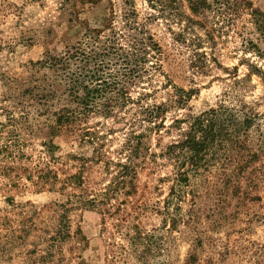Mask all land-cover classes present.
<instances>
[{
    "label": "trees",
    "instance_id": "obj_1",
    "mask_svg": "<svg viewBox=\"0 0 264 264\" xmlns=\"http://www.w3.org/2000/svg\"><path fill=\"white\" fill-rule=\"evenodd\" d=\"M100 1L63 0L68 5ZM106 1L110 14L102 27L87 30L75 44L31 63L32 73L17 84L23 88L21 94L8 98L15 105L0 108L5 118L0 122V177L8 180L6 187L20 190L27 182L37 192L60 193L66 198L43 210H23L19 229H11L19 234L14 238L24 248L31 233L36 232L28 244L31 249L25 252V264H70L74 260L83 264L77 251L87 246V239L79 226L73 228L70 215L76 210L97 211L105 227L108 221H115L112 236L119 240L110 244L108 264H132L133 260L134 264H151L150 257L161 254V245L125 211L127 199L138 193L140 170L148 162L158 164L159 159L173 163L175 173L162 214L164 223L170 222L174 228L186 222L177 214L185 196L194 202L191 178L218 164L222 156L233 164L237 160L233 154L246 150L243 137L254 116L237 113L221 103L199 115L174 117L167 122L172 106L147 102L156 89L145 86L152 84L153 73L162 71V49L149 33L155 16L141 17L135 0H120L119 4ZM144 1L158 12L173 11L189 24L195 21L180 11L182 1L187 2L192 15L203 17L206 11H214V4H220L210 0ZM245 4L249 6V2ZM251 15L258 30L264 32V13L253 8ZM9 82L16 85L15 80ZM174 92V107L184 108L192 91L174 87ZM173 132L177 133L175 139L161 147L165 135ZM118 134L122 137L120 149L106 150ZM57 138L89 144L92 155L63 160L58 155ZM71 160L76 162L74 173L70 172ZM93 167H99L106 178L101 185L92 176ZM224 182L233 183L236 192L241 190L229 177ZM10 206L19 207L15 203ZM45 212L50 217L45 218ZM36 220L41 227L35 226ZM73 252L76 255L67 262L66 254Z\"/></svg>",
    "mask_w": 264,
    "mask_h": 264
},
{
    "label": "rangeland",
    "instance_id": "obj_2",
    "mask_svg": "<svg viewBox=\"0 0 264 264\" xmlns=\"http://www.w3.org/2000/svg\"><path fill=\"white\" fill-rule=\"evenodd\" d=\"M215 1L220 4H214V11H206L204 17L192 15L187 2L182 1L180 11L195 21L189 24L171 10L161 13L144 0H135L141 17L155 16L149 33L162 49V71L153 73L152 86L145 87L156 89L147 102L172 106L167 122L174 117L199 115L221 103L237 113L254 116L243 137L246 150L233 154V159L237 158L233 164L222 156L218 164L191 178L190 189L196 191L194 202L191 196H185L177 212L185 223L171 228L162 214L175 173L173 163L159 159L158 164L148 162L140 170L138 193L127 199L125 211L161 245V254L150 257L151 264H264V32L258 30L251 15L253 8L264 13V0H210ZM109 14L106 0L76 5L63 0H0V108L15 105L8 98L21 94L23 88L17 84L30 76L31 63L80 41L87 30L102 27ZM11 80L16 85L12 86ZM174 87L192 91L182 109L174 107ZM4 119L0 111V122ZM176 136V132L165 135L161 147ZM114 138L117 140L108 143L106 150L120 149L121 135ZM55 142L63 160L92 155L89 144L69 138H57ZM75 165L71 160L70 172L76 171ZM93 168L92 176L101 185L106 178L99 167ZM226 177L238 182L241 190L236 192L233 183L225 184ZM7 183L0 177V217H4L0 221V264H25V252L31 249L28 244L34 241L36 232L31 233L24 248L14 238L19 234L11 229H19L23 210H43L66 198L60 193L37 192L27 182L20 190L6 187ZM11 203L18 209H12ZM44 217L50 216L45 212ZM70 218L73 228L79 226L87 239V246L77 251L83 264H108L110 244L119 240L112 236L115 221H108L105 227L97 211L76 210ZM40 220L35 226L41 227ZM75 255L67 253V262Z\"/></svg>",
    "mask_w": 264,
    "mask_h": 264
}]
</instances>
